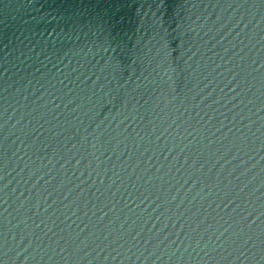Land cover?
Here are the masks:
<instances>
[{
  "label": "water",
  "instance_id": "95a60500",
  "mask_svg": "<svg viewBox=\"0 0 264 264\" xmlns=\"http://www.w3.org/2000/svg\"><path fill=\"white\" fill-rule=\"evenodd\" d=\"M0 264H264V0H0Z\"/></svg>",
  "mask_w": 264,
  "mask_h": 264
}]
</instances>
